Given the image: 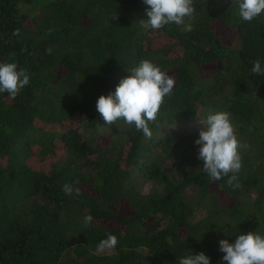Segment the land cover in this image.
<instances>
[{"label": "trees", "instance_id": "16d2710c", "mask_svg": "<svg viewBox=\"0 0 264 264\" xmlns=\"http://www.w3.org/2000/svg\"><path fill=\"white\" fill-rule=\"evenodd\" d=\"M193 6L185 32L141 27L143 0H0V62L30 74L15 98L0 93V264H178L201 251L226 264L221 239L264 235V75L251 72L264 66V13L246 22L236 0ZM217 27L234 32L230 44ZM141 59L176 81L151 139L96 110ZM217 111L248 146L239 188L211 181L197 158ZM109 233L117 245L97 251Z\"/></svg>", "mask_w": 264, "mask_h": 264}, {"label": "clouds", "instance_id": "9594fccd", "mask_svg": "<svg viewBox=\"0 0 264 264\" xmlns=\"http://www.w3.org/2000/svg\"><path fill=\"white\" fill-rule=\"evenodd\" d=\"M148 6V19L140 20L141 27L153 31L165 25L182 26V30L190 32L193 25L190 21L195 8L193 0H143ZM241 20L252 22L264 13V0H236ZM116 17H114L115 19ZM13 35H19V29ZM130 75L123 77L115 86V90L107 95H100L96 101V110L106 124L111 125L119 120L151 139L150 123H155L165 97L172 95L175 79L161 70L148 59H141L128 68ZM251 72L264 75V66L259 59L252 62ZM30 83V74L26 68L19 67L17 62H0V93H8L15 98ZM195 140L198 148V159L203 161L202 170L211 181H219L227 176V185L239 188L238 173L242 168L241 148H247L238 139L231 122L230 114L217 111L203 121ZM231 173V175H229ZM62 191L67 196L80 195V189L73 183H65ZM92 216L84 217L85 225H89ZM118 243L116 235L109 233L97 245V251L113 250ZM219 250L224 253L226 264H264V235L249 231L237 236L233 243L228 239L219 241ZM178 264H210V257L204 252L188 254L179 258Z\"/></svg>", "mask_w": 264, "mask_h": 264}, {"label": "rangeland", "instance_id": "374dc122", "mask_svg": "<svg viewBox=\"0 0 264 264\" xmlns=\"http://www.w3.org/2000/svg\"><path fill=\"white\" fill-rule=\"evenodd\" d=\"M217 29H218V31H219V33H220L223 41L226 44H230L232 42V38L234 36V32L231 29H229V28L217 27ZM213 67L214 66H206L205 67V70L206 71H212L213 70ZM57 129H62V128L61 127H57ZM56 145H57V147H60L62 145L61 141L58 140L56 142ZM49 164H50L49 162H38V163L35 164V166L37 168H39V169H44L45 170V169H48ZM226 201L230 202V200H226ZM110 251L111 250H105L102 253H106V252H110Z\"/></svg>", "mask_w": 264, "mask_h": 264}]
</instances>
